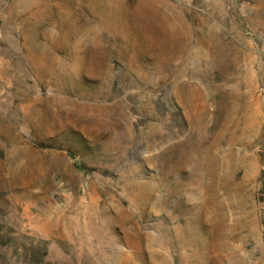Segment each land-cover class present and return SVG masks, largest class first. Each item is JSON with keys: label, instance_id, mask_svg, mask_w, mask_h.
<instances>
[{"label": "rangeland", "instance_id": "1", "mask_svg": "<svg viewBox=\"0 0 264 264\" xmlns=\"http://www.w3.org/2000/svg\"><path fill=\"white\" fill-rule=\"evenodd\" d=\"M0 264H264V0H0Z\"/></svg>", "mask_w": 264, "mask_h": 264}, {"label": "bare ground", "instance_id": "2", "mask_svg": "<svg viewBox=\"0 0 264 264\" xmlns=\"http://www.w3.org/2000/svg\"><path fill=\"white\" fill-rule=\"evenodd\" d=\"M138 200H139V199H138ZM138 200H137V201H138ZM201 222H203V221H201ZM211 223H212V222H211ZM211 223H210V225H212ZM155 236H156V235H155ZM155 236H154V237H155ZM170 236H171V235H170ZM172 237H173V236H172ZM156 241H157V240H156ZM153 242H154V241H153ZM190 243H192V242H190ZM205 249H207V247H206ZM195 252H196V251H195ZM203 254L205 255V252H204ZM201 257H203V256H201ZM209 257H210V254H209ZM206 258H207V257H206Z\"/></svg>", "mask_w": 264, "mask_h": 264}]
</instances>
